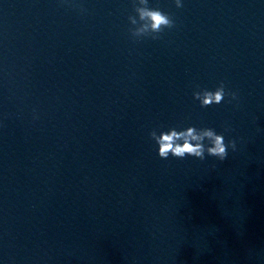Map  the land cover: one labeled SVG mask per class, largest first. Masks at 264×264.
Instances as JSON below:
<instances>
[{
  "label": "water",
  "instance_id": "1",
  "mask_svg": "<svg viewBox=\"0 0 264 264\" xmlns=\"http://www.w3.org/2000/svg\"><path fill=\"white\" fill-rule=\"evenodd\" d=\"M149 6L155 40L132 0H0V264H264V33ZM188 126L236 150L159 158Z\"/></svg>",
  "mask_w": 264,
  "mask_h": 264
},
{
  "label": "clouds",
  "instance_id": "2",
  "mask_svg": "<svg viewBox=\"0 0 264 264\" xmlns=\"http://www.w3.org/2000/svg\"><path fill=\"white\" fill-rule=\"evenodd\" d=\"M135 15H129L128 21L131 25L129 32L136 38L150 37L159 39L160 34L165 29L175 26L174 19L158 7H150L149 0H132ZM177 8L182 7L181 0H175ZM84 11V9H81ZM228 96L229 102L237 101L236 92L226 91L224 83L221 81L215 90L202 89L193 93V98L199 101L202 108L219 105ZM34 115V119H36ZM150 138L157 145L158 156L161 159H168L170 156L176 159L193 157L201 161L206 155L214 157L223 162L228 157V150H236V141H225L223 134H218L213 128H197L188 126L178 129L171 127L166 130H152Z\"/></svg>",
  "mask_w": 264,
  "mask_h": 264
}]
</instances>
